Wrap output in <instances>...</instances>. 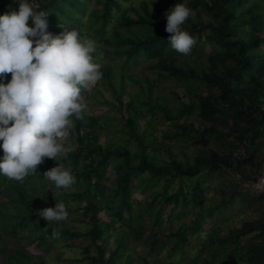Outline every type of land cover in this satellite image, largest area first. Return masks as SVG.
Instances as JSON below:
<instances>
[{
    "label": "trees",
    "instance_id": "trees-1",
    "mask_svg": "<svg viewBox=\"0 0 264 264\" xmlns=\"http://www.w3.org/2000/svg\"><path fill=\"white\" fill-rule=\"evenodd\" d=\"M90 1L35 0L37 11L49 13L47 31L58 35L74 26L82 37L114 46L104 51L123 59L119 76L110 66L101 71L116 100L112 106L127 114L125 145H103L105 127L98 118L73 115L74 129L68 132L75 148L57 161L44 159L23 181L0 174V198H7L0 203V264H46L45 256L32 254L28 246L35 244L49 253L57 242L77 239L85 242L83 259L92 264H131L130 242L146 249L143 264H264V211L240 226L213 222L215 214L237 198L243 205L264 204V193L248 197L240 189H228L238 187V181L254 184L264 176V0H171L169 6L159 7L165 15L178 3L190 7L193 15L182 27L195 37L197 47H210L208 55L186 67L176 62L171 34L165 30L167 20L162 23L148 2L135 10L136 17L126 13L116 17L115 10L121 12L122 2L130 0H97L102 8L85 22ZM10 5L16 9L13 0H0V14ZM110 25L115 28L108 35ZM135 28L145 34L134 38L122 34ZM93 55L95 59L97 50ZM140 58L156 61L152 68L161 79L189 86V102L176 94L178 106L173 109L153 98L148 80L147 112L161 113V123H167L160 136L150 121L139 132L138 122L147 116L133 101L123 102L125 69ZM6 75L10 79L11 74ZM132 141L136 151L129 148ZM183 141L199 149L192 162L179 160L173 151ZM57 163L76 178L72 191L63 197L55 194L61 188L54 182L42 181ZM137 191L146 200L134 199ZM48 194L53 202L77 203L81 215L77 222L88 225L86 231L66 220H44L38 199ZM161 252H167L169 262L157 258Z\"/></svg>",
    "mask_w": 264,
    "mask_h": 264
},
{
    "label": "clouds",
    "instance_id": "clouds-1",
    "mask_svg": "<svg viewBox=\"0 0 264 264\" xmlns=\"http://www.w3.org/2000/svg\"><path fill=\"white\" fill-rule=\"evenodd\" d=\"M18 3V10L10 5L0 15V174L23 181L37 172L44 158L57 161L66 154L61 140L68 135L71 117L83 118L87 107L83 93L102 79V66L94 59V39L67 27L54 35L47 31L49 13L37 11L35 0ZM191 15L193 10L184 3L166 12L170 45L181 54H190L196 42L182 27ZM44 177L57 188H69L76 179L59 163ZM39 213L47 222L69 215L64 203Z\"/></svg>",
    "mask_w": 264,
    "mask_h": 264
},
{
    "label": "rangeland",
    "instance_id": "rangeland-1",
    "mask_svg": "<svg viewBox=\"0 0 264 264\" xmlns=\"http://www.w3.org/2000/svg\"><path fill=\"white\" fill-rule=\"evenodd\" d=\"M187 0H183L185 3ZM143 2H148L155 16L162 21V23H166L167 16L158 12V8H164L170 5L171 0H130L129 2H122V11L118 12L115 10V16L119 17L122 13H126L130 17H136V12H139V7ZM16 9L19 8L18 0L15 3ZM102 8L101 5L97 3V0H92L87 3V12L88 16L85 19V22L91 18V13L95 10H100ZM6 11H8V7L3 11L0 15H3ZM205 19H207L205 17ZM31 20V19H30ZM29 20V21H30ZM29 23V26H32ZM167 25V23H166ZM49 27V24H48ZM115 28V25H110L108 30V35H111ZM71 30H78V28L74 26H70L68 28ZM93 32L90 31V35ZM122 34L124 36L133 37L137 35H144L145 31L140 30L138 28L133 29L132 31L122 30ZM97 42V56L95 57V61L101 66H110L113 69V72L119 76L122 74L123 70V59L116 57L112 52L108 53L104 50L112 51L115 47L107 45L100 41V39L95 38ZM210 53V47L205 46L197 47L196 42L192 47V51L190 54H181L175 51V59L178 65L182 67H186L187 65H196L199 61V58L202 56L208 55ZM156 63V61L148 60L147 58H140L137 62L131 64L129 67L125 69L126 74V93L123 97L124 104L133 101L134 106L138 111L142 113V115H146L147 118L140 119L138 122V131L143 132L148 125V121H150L156 128V134L158 136L161 135L162 131L167 129V123H161L162 114L157 113L156 116L147 112L149 109L148 106H145L144 103L147 100V89H148V80L152 83L153 89V98L158 101L161 105H168L170 108H177L178 101L176 100L175 95L178 94L184 103L189 102V86L184 82H180L177 80H163L161 79L157 71L152 68V66ZM11 78V77H10ZM118 85V84H117ZM143 89H142V87ZM85 97V103L87 105L84 110L83 116L93 115L98 118L101 124L104 125L105 129L101 134L100 142L107 146H123L125 145V121L127 118V114L125 109H122V112L112 106L116 102L113 93L108 89V87L103 83L102 79L98 81L96 85H94L90 90H85L83 93ZM193 120L196 121V117H192ZM73 121V120H72ZM74 123H72L71 127L68 131H73ZM61 143L67 149H73L76 146L74 139L68 132V135L61 140ZM129 148L132 151H136V143L132 141L129 145ZM173 151L176 154L177 158L182 161H186L188 159L190 162L193 161L194 156L199 151L196 147L192 146L188 142H177L173 146ZM61 155L60 157L64 156ZM264 156V150L263 155ZM59 157V158H60ZM47 158V157H46ZM44 158V159H46ZM163 158H167L164 155ZM262 172L264 174V165L262 167ZM110 177H113V171L111 170L109 173ZM237 180V178H236ZM42 181L48 183L52 182L50 179L44 177ZM238 181V180H237ZM239 186H230L229 192L234 190V188L240 189L244 194L250 196H257V191L254 188V184L247 183L243 184L239 182ZM112 182L110 183V185ZM72 186L69 188H61L55 191L57 197H63L65 193H70L72 191ZM51 194L46 195L45 197H39V205L38 212L42 211L48 207H55L57 203H61L59 201L53 202L51 200ZM133 198L141 201L146 200V196L141 193V191H137L133 194ZM7 200L6 197L0 198V203H4ZM63 203L66 206V209L69 213L68 217L65 219L68 224L77 227L78 231H86L88 225L78 224L77 220L80 218V211L77 203L72 201L64 200ZM167 211L170 212L171 208H167ZM264 211V204L255 202V203H246L243 205L240 198L229 206L226 210L217 212L214 216L213 222L226 225V226H240L243 221H251L256 219L262 212ZM42 214V213H40ZM177 211L173 212L174 217L176 216ZM100 216H104L102 212ZM187 219H184L182 222H186ZM177 223V220L175 221ZM120 232H117L112 240L110 241L109 249L112 250L114 247V239L116 235H119ZM85 245V242L80 239L75 242H67V241H59L52 246L51 252L47 253L44 249H40L36 247V245L28 246V250L34 255H43L46 258V264H92L91 260H84V256L82 254L81 247ZM94 249H92V254H94ZM127 254L132 256L133 262L131 264H143L142 257L146 255V249L136 243L130 242L129 250ZM158 259L169 262V257L167 252H161Z\"/></svg>",
    "mask_w": 264,
    "mask_h": 264
},
{
    "label": "built area",
    "instance_id": "built-area-1",
    "mask_svg": "<svg viewBox=\"0 0 264 264\" xmlns=\"http://www.w3.org/2000/svg\"><path fill=\"white\" fill-rule=\"evenodd\" d=\"M254 188L259 193H264V176L260 177L255 183Z\"/></svg>",
    "mask_w": 264,
    "mask_h": 264
}]
</instances>
